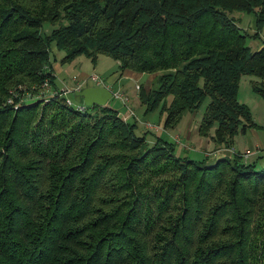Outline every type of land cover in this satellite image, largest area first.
Listing matches in <instances>:
<instances>
[{"label": "trees", "instance_id": "obj_1", "mask_svg": "<svg viewBox=\"0 0 264 264\" xmlns=\"http://www.w3.org/2000/svg\"><path fill=\"white\" fill-rule=\"evenodd\" d=\"M263 27L264 0H0V264H264V155L149 143L109 103H67L49 69L54 44L154 74L138 97L164 128L208 99L216 152L256 126L238 89L253 75L264 98Z\"/></svg>", "mask_w": 264, "mask_h": 264}, {"label": "rangeland", "instance_id": "obj_2", "mask_svg": "<svg viewBox=\"0 0 264 264\" xmlns=\"http://www.w3.org/2000/svg\"><path fill=\"white\" fill-rule=\"evenodd\" d=\"M234 19L236 20L237 24L248 30L249 32H253V15L248 12H239L234 11L231 14ZM53 25L49 23H44L42 26V32L48 33ZM264 30V29H262ZM263 33V32H262ZM261 34V33H260ZM248 44L252 49L258 48L261 44V39L259 38H249ZM52 51L54 52V56L56 58H59L61 55H63V51L57 50L54 44L51 46ZM79 61L76 64L77 69H81L87 72V74H90L92 72H95L102 76H109L111 73L118 71V62L117 60L113 59L110 56L99 54L95 61L91 60L89 57L85 56L84 54H80ZM76 74V73H74ZM147 74V73H146ZM150 74V73H149ZM154 76V74H152ZM256 79L253 75H243L240 79L239 84V93H238V99L240 101H245L247 103H250L253 115L255 116L257 124L260 126L255 127L254 131L247 130L245 136L243 134H238L234 137V142L232 143V146L236 148H242L244 146H247L248 149L251 151L256 152V155H264V100H262L255 92L252 91L250 87V80ZM140 82L142 83V86L144 90H147L149 88L150 81L146 75L142 76ZM139 83V82H138ZM85 84H93L91 80H86ZM114 90L122 91V88L120 87L119 81H117L116 85H114ZM250 93L254 95L255 99H252L253 97L250 96ZM132 94V93H131ZM129 97V96H128ZM138 97V96H137ZM139 99V97H138ZM260 99V100H259ZM208 99H205L202 104L199 106V108L196 111H185L181 117L178 119L176 124L172 127H163V113L160 112V107H157L151 111L144 112V105H139L136 107L132 103V99L129 97V106H131L132 111L134 112V115L126 116L127 108L126 106L116 98H110L108 102L111 103V105L117 109L118 113L121 116H126V120H129L130 122H135V130L139 134L145 133L146 140L151 143L156 139V136H160L162 139H165L167 141H171L175 144V151L178 154L187 155L194 159H201L205 156V154L210 150L213 151L214 144L212 141L208 140L207 136H204L198 132V124L201 118V114L204 110L205 104L207 103ZM257 101H263L262 105L258 104ZM149 121L151 123H160V129L161 133L157 135V130H148L144 128L143 121ZM213 131V130H211ZM178 136V142L183 144L184 146L180 147L181 150H178L179 143L175 140V137ZM260 139L261 144L263 147L258 150L255 147V142H257L258 139ZM239 139V141L237 140ZM237 140V141H236ZM236 141V142H235ZM185 149V150H184ZM213 149V150H212ZM237 151V150H236ZM206 152V153H205ZM240 152V151H239ZM209 154V153H208ZM249 154L244 159L251 160L256 155ZM260 164H264V157L259 158Z\"/></svg>", "mask_w": 264, "mask_h": 264}, {"label": "crops", "instance_id": "obj_3", "mask_svg": "<svg viewBox=\"0 0 264 264\" xmlns=\"http://www.w3.org/2000/svg\"><path fill=\"white\" fill-rule=\"evenodd\" d=\"M253 27V26H252ZM264 29V27H263ZM263 32V33H262ZM261 33V34H260ZM260 36L258 37L259 39H264V30H261L259 32ZM62 56V55H61ZM60 56V57H61ZM79 56H76L75 58H73L71 61L69 62H61L60 61V57L59 58H56L55 56L52 57L50 63H49V69L51 70L53 76H54V81H55V88L57 89H61L63 88L64 86H67V85H72L73 84V81H72V77L74 75H76L78 78H84L86 77L88 74L86 71L84 70H81V69H77L75 68L76 67V64L77 62H80L79 61ZM76 73V74H74ZM146 75L150 81V84H149V87L151 86V83H152V80L154 78V76L152 74H146V73H142V72H137V71H133V70H130V69H120L118 67V71H115L113 73H111L109 76H102L106 82V85L108 88H110L111 90H114V85H116L117 81H119V84H120V87L122 88V91L128 95L131 99H132V103L138 107L140 105V102H139V99H138V89L139 87L137 88L136 85L138 86H142V83L140 82L142 76ZM252 80V79H251ZM250 80V82H251ZM86 82V81H85ZM85 82L83 83L82 87L84 86H87V85H94V84H85ZM139 82V83H138ZM81 87V88H82ZM250 87H251V84H250ZM254 92V91H253ZM132 93V94H131ZM239 93V91H238ZM72 95L73 97L75 96L74 94H70ZM258 95V94H257ZM250 96H252L253 98L252 99H255L254 95H252L250 93ZM262 100H264V98H262L260 95H258ZM260 100V99H259ZM246 101V100H245ZM245 101H242L244 103H246L250 110H251V113H252V117H253V120L254 122L256 123V126L254 127H250L248 128L249 130H251L252 132H255L254 129L255 127L257 126H260L259 124H257L256 122V119H255V116L253 115V112H252V108H251V104L250 103H247ZM258 104L262 105L263 101H257ZM111 105L110 102H107ZM127 113V111H126ZM164 117V114L163 116H161V118ZM158 126L160 127V123H157ZM144 126V125H143ZM146 128V127H144ZM147 129V128H146ZM247 129V130H248ZM148 130H153V129H148ZM161 130H158L156 131L157 135L161 133ZM246 130V132H247ZM246 132L243 134L245 136ZM258 139V138H257ZM209 140V139H208ZM239 141V139H237ZM236 140V141H237ZM210 141V140H209ZM235 141V142H236ZM255 147L258 149L256 150L257 153L258 151L260 150L261 147H263V145L261 144L260 142V139L257 140V142H255ZM248 149L247 146H244L242 148H236L234 146H231L229 148H220L218 149L216 152H207L209 153V156L212 155V156H217L219 154H223V155H231L234 151H244ZM178 150H181L180 147L178 146ZM185 150V149H184ZM249 150V149H248ZM250 151V150H249ZM206 153V152H205ZM217 153V154H215ZM256 155V152L252 151V154L251 155Z\"/></svg>", "mask_w": 264, "mask_h": 264}, {"label": "built area", "instance_id": "obj_4", "mask_svg": "<svg viewBox=\"0 0 264 264\" xmlns=\"http://www.w3.org/2000/svg\"><path fill=\"white\" fill-rule=\"evenodd\" d=\"M91 80L93 82L94 85H98V86H104L106 88L107 85H106V82L104 80V78L95 73V72H92L90 74H88L86 77L84 78H78L76 75H74L72 77V81H73V84L72 85H67V86H64L63 88L59 89L61 91V94L64 95L65 97V100L67 103H75L76 106L78 108H82L84 104H81L77 101H75L74 97L70 94H76L77 91L80 90V88L82 87L83 83L86 81V80ZM136 87L138 88L139 86L136 85ZM110 91H111V97L110 98H116V99H119L127 108V113H126V116H130V115H134V112L132 111V108L131 106H129V97L128 95H126L124 92H121V91H118V90H111L110 88H108ZM40 93H47V94H53V93H56V91L54 89H52L50 87V84L47 80H45L42 84H41V89H40ZM26 94L25 95H21V97L25 98V97H29L30 96V92L29 91H26L25 92ZM33 95V93H32ZM22 98V99H23ZM126 116H122L124 119H126ZM143 125L144 127H146L147 129H153L154 131L155 130H160L158 124H155V123H151L147 120L143 121ZM175 140L177 141L178 140V136L175 137ZM177 143H179L177 141ZM184 146L183 144L179 143V147H182ZM249 154H251V151H249L248 149L244 150L241 152V155L245 158L246 156H248Z\"/></svg>", "mask_w": 264, "mask_h": 264}, {"label": "water", "instance_id": "obj_5", "mask_svg": "<svg viewBox=\"0 0 264 264\" xmlns=\"http://www.w3.org/2000/svg\"><path fill=\"white\" fill-rule=\"evenodd\" d=\"M110 97L111 91L108 88L98 85H87L76 92L74 99L84 105L94 103L103 105L108 102Z\"/></svg>", "mask_w": 264, "mask_h": 264}]
</instances>
